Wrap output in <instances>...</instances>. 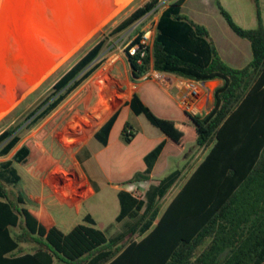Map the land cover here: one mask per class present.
<instances>
[{
    "label": "trees",
    "instance_id": "1",
    "mask_svg": "<svg viewBox=\"0 0 264 264\" xmlns=\"http://www.w3.org/2000/svg\"><path fill=\"white\" fill-rule=\"evenodd\" d=\"M184 1L167 2L151 43H141L143 33L138 31L126 56L135 78L152 69L198 82L220 79L213 89L212 108L203 115L189 114L190 122L171 120L155 115L133 96L135 111L143 112L165 139L145 156L147 168L122 183L141 187L143 194L118 192L121 208L116 221H128L111 237L90 215L67 233L55 226L46 229L21 206V194L11 195L7 184L20 179L13 163L27 165L41 154L26 139L12 159L0 162V264H264V26L259 0H254V28L237 24L220 0H214L230 28L250 43L251 60L241 68L221 59L207 28L182 12ZM161 2L146 0L111 34L157 10ZM105 43L106 38L97 40L22 121L0 131V156L21 141L18 129L25 121L28 129L36 125L100 66ZM132 136L127 125L123 140ZM191 141L206 151L161 210L160 200L182 170L147 184L150 174L160 172L165 158ZM22 243H29L30 251L24 252Z\"/></svg>",
    "mask_w": 264,
    "mask_h": 264
},
{
    "label": "crops",
    "instance_id": "2",
    "mask_svg": "<svg viewBox=\"0 0 264 264\" xmlns=\"http://www.w3.org/2000/svg\"><path fill=\"white\" fill-rule=\"evenodd\" d=\"M124 2L126 0H123ZM259 7L264 25V0H259ZM234 19L238 21L237 18ZM193 21L207 28L202 22ZM242 25L246 28L257 26L256 7ZM228 27L230 28L229 25ZM207 30L210 34L208 28ZM230 30L238 36L231 28ZM223 31L229 36L228 39L219 38L217 41L210 34L219 56L231 67L245 66L252 57L249 41L240 36L231 35L226 28ZM104 61H109L108 65L110 66L101 71L100 67ZM178 79L180 77L152 69L135 78L127 56L120 51L111 54L106 60L103 59L100 66L76 88L77 90L75 89L73 97L82 89L89 87L85 92V98L77 99L69 107L73 108V114L77 113L74 115L71 125H69V121L73 116H69L68 120L63 118L64 116L61 118V121L64 119L65 123L59 129V133L63 132L65 136L61 137V135L56 141L62 147V159L52 160L40 172L30 171L28 177L30 189L23 193L19 189L16 193V195L21 194L22 196L21 206L26 208L46 229L55 226L67 233L77 224L84 223V217L90 215L95 220V226L105 233L104 226L99 224L98 215L100 218L102 216L108 218L106 223L108 227H117L113 235L123 231L128 218L116 221L121 208L118 192L120 190L132 192L134 187L138 189L141 187L134 185L127 188L122 186V183L147 168L145 156L165 139L164 132L153 125L143 112L135 111V107L131 104L133 96L135 95L155 115L185 122L191 121L189 114L203 115L213 106V89L215 87L207 89L197 81L199 89L193 94L185 87L179 86ZM65 99L48 116L43 118L47 119L45 128L49 127L53 131L58 129L61 121L56 124V120L62 115ZM134 103L138 105V102ZM127 125L132 130L133 136L130 141L125 142L122 134ZM45 128L40 130L44 131ZM49 135L50 132L44 136L43 140L48 139ZM25 140H21L7 155L0 156L3 157L0 162L12 159L16 149ZM35 146L41 151V156L45 148L36 144ZM198 149L199 146L194 141L183 145L177 154L165 158L164 168L160 172L150 174L147 184L163 177L161 175L168 165L169 158L182 156L186 159V163L183 168H176L181 169L182 172L175 181V183L181 181V186L201 159L194 160ZM83 164L87 169L83 168ZM191 164H194L193 167ZM13 166L21 179L17 169V166L21 165L14 162ZM186 167H188L187 170ZM107 173L127 174L123 177L113 178ZM141 191L143 192L142 188ZM21 246L24 252L30 251L29 243H22Z\"/></svg>",
    "mask_w": 264,
    "mask_h": 264
},
{
    "label": "rangeland",
    "instance_id": "3",
    "mask_svg": "<svg viewBox=\"0 0 264 264\" xmlns=\"http://www.w3.org/2000/svg\"><path fill=\"white\" fill-rule=\"evenodd\" d=\"M145 1L146 0H126V2L123 3V0H111V7L106 9L103 8L104 11L99 16H97V14L92 15L90 13L89 19L92 18V21L90 22L86 31L80 36L78 40L84 37L88 32L94 31L92 36L87 40V42H85L82 47L78 48L74 52V54H72L63 64H61L56 70H54V72H52L45 79H43L36 87H34L22 98L17 97V99H15L18 102L16 101L15 104H13L4 114L0 116V131L4 127L12 123L22 121L26 116L27 112L32 109L38 102H40L41 99L48 95L56 79L65 70H67L79 57H81L97 40L101 38H106L105 46L103 48L102 53L100 54V57L105 60L111 54L118 51L126 55L125 49L127 45L131 42V40L134 39V37L138 34V31H141L143 33V37L144 35H146L147 42L148 44H150L155 33V21L158 17V13L161 8L171 0H162L157 10L147 13L145 16L135 21L133 24H131L124 30L115 34H111L112 29L122 19L128 16L136 7H138ZM220 2L224 6V8L231 14L233 19L237 18L238 21L234 19L235 22L242 27H244L242 25L243 22H246V20H248L249 14L255 11V4L253 0H220ZM182 11L193 20L205 24L209 29L210 34L217 41L219 38H221L222 40L229 38V36L224 33V28L228 29L231 35L236 36L233 32H231L224 18L219 13L214 0H186L184 5L182 6ZM62 15L63 25L60 27V34L63 38L65 34L73 30V26L70 25V23L72 19L74 20V18L73 15H71L70 9H64ZM108 62L109 61L103 62L102 66L100 67L101 71L105 70L107 67L110 66L108 65ZM121 71H123V69H121ZM88 88L82 89L81 92H79L76 96L73 97V94H75L77 90L76 89L65 99V101L63 102L64 107L62 115L56 120V124L61 121V118L63 116V118H65L66 120H68L69 116H73L72 119L69 121V125H71V121L74 120V115H76L77 113L73 114V108L69 107L77 99L85 98L84 95ZM6 113L10 114L6 117V119H3ZM46 120H40L36 125L29 129L25 127V124L27 122L25 121L18 129L22 141L25 139H31L34 144L38 145L41 148H45V151L39 158H37L34 162L30 163L29 165L17 166L21 179L17 182V184H11L7 186L10 193H12V196H15L19 189H21L22 193L30 189V184L28 182L30 171L35 170L36 172H40L42 169H45L51 163L52 160L62 159L63 150L57 141L61 135V137L65 136L63 132L59 133V129L63 127L65 121L64 119H62L58 129L53 131L49 127L45 128ZM43 128H45L46 130H40ZM49 132L50 135L48 139L43 140L44 136ZM1 158L3 157H0V159ZM185 163L186 159L182 158V156L169 158L168 165L161 176L169 174L176 168H183ZM194 164H191V166L193 167ZM82 166L84 169H87L84 164ZM187 168L188 167H186V170ZM107 174L113 176V178H117L123 177L127 173H120V175H116V173ZM180 184L181 181H177L175 185L167 192V194L160 200L161 210L169 202L170 198L174 195ZM97 218L99 220V224L101 226H104L103 230L105 231V234L107 236H111L116 232L117 227H108L106 225V223L108 222V218H105L103 216L100 218L98 215Z\"/></svg>",
    "mask_w": 264,
    "mask_h": 264
},
{
    "label": "water",
    "instance_id": "4",
    "mask_svg": "<svg viewBox=\"0 0 264 264\" xmlns=\"http://www.w3.org/2000/svg\"><path fill=\"white\" fill-rule=\"evenodd\" d=\"M99 4L106 9L111 7V0H70L71 15L75 18L85 10L92 13ZM61 6V0H3L0 10V64L8 69L7 77L11 82L0 88V96L4 93L12 101L17 99L19 91L34 81L39 72L56 60L88 26L80 28L74 36L72 33V38L66 43L52 38L51 29L58 32L60 28L57 25L51 27L48 16L51 17V10L58 14ZM219 84L220 79L201 82L207 89Z\"/></svg>",
    "mask_w": 264,
    "mask_h": 264
},
{
    "label": "bare ground",
    "instance_id": "5",
    "mask_svg": "<svg viewBox=\"0 0 264 264\" xmlns=\"http://www.w3.org/2000/svg\"><path fill=\"white\" fill-rule=\"evenodd\" d=\"M52 1H55V0H52ZM69 2H70V0H61L62 6L60 8L61 10H59V12L57 11L58 14L52 10L50 11L49 14L51 15V17L48 16V18L50 21L49 25L51 27H53L54 25L55 26L57 25L58 28H60V18H61L62 12H64V9H70V11H71V8L69 6ZM2 3H3V0H0V10L2 7ZM103 8L104 7L102 6V4L101 5L99 4V5H97V8L95 9V11L92 12L91 14L92 15L97 14V16H99L100 14H102ZM89 16H90V13L89 14L86 13V10H85V13H84V11H82V13L77 15V17L74 18L75 24L73 25V30L71 32L65 34L63 38L61 37L60 29L58 32H56L54 29L53 30L51 29L50 36L52 38H56L58 40V42L66 43L68 40H70L72 38V33L74 36V34L79 33L78 31L80 30V28L82 29V28L86 27V25L89 26L90 22L92 21V18L89 19ZM88 26L84 29L83 32L80 33V35L75 39V41L72 42L56 60H54L49 66H45L46 69L43 68L39 72V74L37 75V77L34 81H32L29 85H27L21 91H19V95H18L19 98H22L29 91H31L34 87H36L43 79H45L48 75H50L52 72H54V70H56L61 64H63L72 54H74V52L78 48L82 47L85 44V42H87V40L92 36L94 31H90L84 37H82L80 40H78V39L86 31ZM56 34H58V35H56ZM7 70L8 69L5 67V65L0 64V88H2L4 86L7 87V84L11 82V79L9 77H7V73H8ZM159 77L163 78L164 76H159ZM0 91H1V89H0ZM16 101L17 100L12 101L9 97H7L3 93L0 96V116L2 114H4L13 104H15Z\"/></svg>",
    "mask_w": 264,
    "mask_h": 264
},
{
    "label": "built area",
    "instance_id": "6",
    "mask_svg": "<svg viewBox=\"0 0 264 264\" xmlns=\"http://www.w3.org/2000/svg\"><path fill=\"white\" fill-rule=\"evenodd\" d=\"M140 42L143 44H148L146 35H144V37L142 35ZM134 50H135V47H131L129 50L130 54H132ZM177 84L181 87H185L188 91H190L193 94L196 93L199 89V83L192 79L180 78L177 80ZM205 149L206 148L203 146L199 147L198 151L196 152L194 156V160H198L199 158H201V155L205 151ZM132 192L137 197H142L143 192L140 189L134 187Z\"/></svg>",
    "mask_w": 264,
    "mask_h": 264
},
{
    "label": "flooded vegetation",
    "instance_id": "7",
    "mask_svg": "<svg viewBox=\"0 0 264 264\" xmlns=\"http://www.w3.org/2000/svg\"><path fill=\"white\" fill-rule=\"evenodd\" d=\"M62 14H61V18H60V27L63 25V22H62ZM74 22V20L71 21L70 25H73L72 23Z\"/></svg>",
    "mask_w": 264,
    "mask_h": 264
}]
</instances>
